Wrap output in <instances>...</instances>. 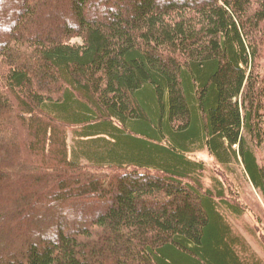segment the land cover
<instances>
[{"label":"trees","instance_id":"trees-1","mask_svg":"<svg viewBox=\"0 0 264 264\" xmlns=\"http://www.w3.org/2000/svg\"><path fill=\"white\" fill-rule=\"evenodd\" d=\"M263 140L264 0H0V264H264Z\"/></svg>","mask_w":264,"mask_h":264},{"label":"rangeland","instance_id":"rangeland-1","mask_svg":"<svg viewBox=\"0 0 264 264\" xmlns=\"http://www.w3.org/2000/svg\"><path fill=\"white\" fill-rule=\"evenodd\" d=\"M10 19L11 17H7L6 23H9ZM254 150L260 166L264 169V140L260 145H255ZM189 156L204 162L202 182L206 187L213 188L214 184L221 180L224 184L225 196L240 204L243 210L241 214L235 215L226 211V216L233 229L246 237L264 262V191L251 182L240 158L239 161L221 165L207 149L195 151ZM92 205L95 208L104 203Z\"/></svg>","mask_w":264,"mask_h":264}]
</instances>
